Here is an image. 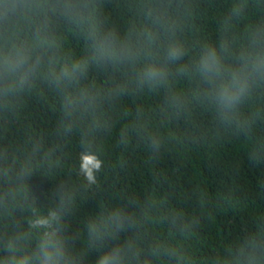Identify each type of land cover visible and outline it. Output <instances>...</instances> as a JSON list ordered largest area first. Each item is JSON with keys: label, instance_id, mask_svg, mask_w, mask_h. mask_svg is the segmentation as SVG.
I'll return each mask as SVG.
<instances>
[{"label": "clouds", "instance_id": "1", "mask_svg": "<svg viewBox=\"0 0 264 264\" xmlns=\"http://www.w3.org/2000/svg\"><path fill=\"white\" fill-rule=\"evenodd\" d=\"M113 0H0V118L19 110L26 97L47 91L55 102L58 130L79 131V164L49 194L47 207L29 186L38 168L59 148L39 136L0 146V264H264V218L207 255L196 251L208 196L193 190L195 211L175 196L149 191L122 194L73 230L89 190L100 185L106 162L99 146L116 128L112 112L122 100L165 93L163 110L190 119L206 112L218 136L246 141L252 167L264 166V0H228L216 36L185 39L193 22L192 0H115L129 13L125 25L107 19ZM74 37L79 51L67 43ZM102 77L97 79L96 77ZM179 80L187 91L177 87ZM120 126L116 146L139 142L150 160L178 138L151 123L142 106ZM238 203L233 191L217 197ZM83 235L84 243H81Z\"/></svg>", "mask_w": 264, "mask_h": 264}, {"label": "trees", "instance_id": "2", "mask_svg": "<svg viewBox=\"0 0 264 264\" xmlns=\"http://www.w3.org/2000/svg\"><path fill=\"white\" fill-rule=\"evenodd\" d=\"M195 8L193 22L188 25L185 39L196 46L203 35L209 39L216 36L217 24L224 14L228 0H192ZM107 19L116 25H125L129 13L123 6L117 7L115 0L107 4ZM67 43L79 51L74 37ZM97 79L102 77L97 76ZM177 87L187 91L189 85L179 80ZM165 93L143 96L139 99L125 98L113 109L112 116L116 128L112 136L102 138L99 146L103 150L106 166L100 173V185L89 190L80 211L72 218L73 230L83 228V220L99 211L101 203L108 205L118 201L122 194L144 195L152 191L185 196L181 201L189 212L195 211L196 202L191 198L193 190L200 189L208 196L209 205L205 211L196 251L202 255L221 247L228 237L256 226V221L264 218V166L252 167L246 157V141L230 136H218L211 117L204 111L195 110L190 119L175 117L163 110ZM142 106L151 123L164 127L178 138L180 148L172 147L156 160H150L139 142L130 143L127 148L116 146L119 128ZM58 114L51 95L41 90L26 97L19 110L0 118V146L16 148L32 136L42 138L47 146L59 148V157L49 163L57 170L56 177L46 169L38 168L30 177L29 186L39 198L41 206L47 207L49 194L73 174L79 164V131L64 136L57 126ZM264 134V125L258 129ZM226 191H233L238 201L235 207H224L217 197ZM81 243H84L83 235ZM97 253L89 254L86 264H93Z\"/></svg>", "mask_w": 264, "mask_h": 264}]
</instances>
